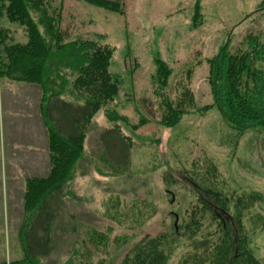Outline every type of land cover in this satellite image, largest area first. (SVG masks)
Masks as SVG:
<instances>
[{
	"label": "rangeland",
	"instance_id": "rangeland-1",
	"mask_svg": "<svg viewBox=\"0 0 264 264\" xmlns=\"http://www.w3.org/2000/svg\"><path fill=\"white\" fill-rule=\"evenodd\" d=\"M55 1L64 4L70 39H94L115 48L110 71L120 79L116 109L126 119L112 122L100 111L88 133L86 150L94 154L97 149L98 152L108 149L110 157L120 159L127 154L124 163H129L133 175L107 178L95 170L96 157L80 162L65 200L66 211H61L52 228L54 245L49 260L65 259L74 240L88 226L106 228L112 224L113 235L131 232L126 229L129 221L116 224L101 216L110 196L149 197L156 207V214L136 230L138 236L126 250L146 234L170 230L174 222L170 210L183 209L185 202L191 200L190 191H199L197 182L205 173L204 161L212 159L227 192H257L262 196L250 209L254 217L260 215L261 219L255 217L250 222L245 217V228L250 247L264 264V129L239 133L222 118L217 106L205 113L195 108L173 127L159 122L164 99L176 97L180 82L191 86L198 107L214 102L208 82L209 60L225 44L233 50L245 47L243 41L248 33L264 43L263 0H125L123 13L79 0ZM197 9L201 16L196 17ZM6 25L14 30L16 42L28 41L22 25L10 22ZM160 61L172 68L165 85L156 81ZM256 65L264 70V59L256 61ZM16 84L39 87L8 78L0 82V261L22 257L20 230L27 216L24 210L27 179L49 170L44 120L28 119L22 111L31 108L36 96H22L20 105L10 109L6 118V89ZM113 125H120L121 134L131 138L127 142L129 152L115 132L107 135L105 141L99 140ZM39 127L44 130V140ZM32 141L38 145L39 159L44 158V170L40 168L38 172L31 169ZM96 166L106 173L103 160H98ZM205 181L211 183L206 177ZM33 226L38 236L44 235V230L36 228V221ZM182 250L175 252L169 264L178 261Z\"/></svg>",
	"mask_w": 264,
	"mask_h": 264
},
{
	"label": "trees",
	"instance_id": "trees-1",
	"mask_svg": "<svg viewBox=\"0 0 264 264\" xmlns=\"http://www.w3.org/2000/svg\"><path fill=\"white\" fill-rule=\"evenodd\" d=\"M79 1L116 13L125 9V0ZM261 5L264 7V0ZM63 9L64 4L58 5L55 0H0V79L40 87L49 167L44 176L27 179V216L20 230L22 257L0 264H169L180 248L183 250L175 264H263L250 247L245 228L246 218L250 222L255 217L261 219L260 215L254 217L250 209L262 196L257 192H227L212 159L204 161L205 173L197 182L199 191H190L191 200L183 209L170 210L174 219L170 230L146 234L126 250L138 236L136 230L156 214V207L149 197L110 196L101 216L116 224L129 221L126 229L131 232L113 235L112 224L106 228L88 226L74 240L65 259L49 260L54 245L52 228L61 211H66L65 200L80 162L96 157L95 170L107 178L133 175L129 163H124L127 154L120 159L110 157L108 149H97L96 155L86 150L88 133L100 111L112 122L126 119L116 109L120 79L110 71L115 48L94 39H70V24H65ZM199 15L197 9L196 17ZM8 22L24 27L26 43L14 40V30L6 25ZM244 39L245 47L233 50L225 44L209 60L208 82L214 102L198 107L191 86L180 82L176 97H167L162 103V125L176 126L195 108L205 113L217 106L222 118L239 133L264 129V70L256 65V61L264 59V43L250 33ZM171 74V66L160 61L156 81L165 85ZM111 132L119 134L129 152L127 142L131 138L121 134L120 125L107 129L99 140L105 141ZM97 156L105 163V174L96 166ZM34 221L44 235L36 234ZM76 231L74 225L73 232Z\"/></svg>",
	"mask_w": 264,
	"mask_h": 264
},
{
	"label": "crops",
	"instance_id": "crops-1",
	"mask_svg": "<svg viewBox=\"0 0 264 264\" xmlns=\"http://www.w3.org/2000/svg\"><path fill=\"white\" fill-rule=\"evenodd\" d=\"M0 82H1V79H0ZM0 88H1V86H0ZM6 94H7V99H6L7 115H6V118L8 115H10V113H8V111H10V109L12 110L16 107V105H20V100H21L22 96H31V95L36 96V102L34 104H32L31 108H29L27 110H22V111L25 112V116L28 119H34L35 120L36 117H40V118L42 117V114H41L42 92H41L40 87H37L35 85L16 84V85L12 86L11 88L6 89ZM42 119H43V117L41 118V120ZM38 131L41 132L42 140H44V130L39 127ZM45 133H47L46 130H45ZM31 139H33V137H31ZM46 140H47V135H46ZM29 143H31L30 144L31 149L29 151V154L34 159L33 166L31 169H34V172H38V170L40 168L42 170H44V158L42 157L41 159H39L41 155H39L40 152L37 149L38 145H35L33 143V141L29 142ZM32 176H44V175H32Z\"/></svg>",
	"mask_w": 264,
	"mask_h": 264
}]
</instances>
